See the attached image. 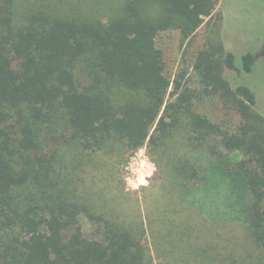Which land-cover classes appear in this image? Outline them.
<instances>
[{
  "label": "trees",
  "instance_id": "16d2710c",
  "mask_svg": "<svg viewBox=\"0 0 264 264\" xmlns=\"http://www.w3.org/2000/svg\"><path fill=\"white\" fill-rule=\"evenodd\" d=\"M24 1L30 10L22 17L17 0H0V264H153L142 232L99 215L79 197L73 172L113 142L134 151L175 130L191 150L178 159L181 170L198 177L193 159L202 155L210 180L228 178L240 198L251 196L247 223L264 264V116L253 108L255 93L231 87L206 58L196 65L206 94L238 111L240 131L225 134L195 114V94L177 80L178 96L166 104L172 82L156 47L163 25L147 15L157 5L188 37L211 16L213 1L124 0L113 13L106 0L97 9L91 0ZM241 59L239 68L227 52L223 65L252 72L253 55ZM221 149L247 158L224 162Z\"/></svg>",
  "mask_w": 264,
  "mask_h": 264
},
{
  "label": "rangeland",
  "instance_id": "374dc122",
  "mask_svg": "<svg viewBox=\"0 0 264 264\" xmlns=\"http://www.w3.org/2000/svg\"><path fill=\"white\" fill-rule=\"evenodd\" d=\"M123 1L106 0V4L109 2L113 13ZM212 1L211 16L204 17L188 37L177 18L172 23L163 18L165 14L159 13L157 5L148 7L147 15L163 25L156 47L163 54L165 75L172 82L166 104L178 96L173 86L177 80L182 85L180 91L195 94L193 112L231 135L240 131L242 118L227 102L206 94L196 65L206 58L218 62L222 77L231 87L246 86L255 93L253 108L264 116V0ZM17 2L20 15L26 16L29 5L24 0ZM87 3L95 9L99 5L98 0ZM106 17L102 13L98 18L105 21ZM227 52L235 55L239 68L244 55H253L252 72L225 68ZM221 152L227 156L224 162L247 158L242 151ZM190 153L179 130L158 146L146 144L134 151L113 142L105 150L89 153L92 160L89 154L88 160L83 159L73 172L74 182L79 197L93 204L99 215L142 232L153 264H259L261 250L247 223L251 196L240 198L228 178L212 175L210 180L209 174L201 171L204 163L198 162L202 155L193 159L202 167H197L198 177L191 178L178 162ZM150 170L151 175L144 176L147 183L136 186L137 178ZM80 222L87 237L95 236L93 222L85 214Z\"/></svg>",
  "mask_w": 264,
  "mask_h": 264
},
{
  "label": "clouds",
  "instance_id": "9594fccd",
  "mask_svg": "<svg viewBox=\"0 0 264 264\" xmlns=\"http://www.w3.org/2000/svg\"><path fill=\"white\" fill-rule=\"evenodd\" d=\"M141 167H143V164L141 165ZM145 175H151V170L146 172V173H143L141 174L138 178H137V184L136 186H138L139 184H146L147 181L144 179V176Z\"/></svg>",
  "mask_w": 264,
  "mask_h": 264
}]
</instances>
